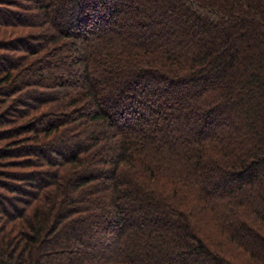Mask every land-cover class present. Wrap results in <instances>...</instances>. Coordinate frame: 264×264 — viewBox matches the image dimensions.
Wrapping results in <instances>:
<instances>
[{"label": "trees", "instance_id": "trees-1", "mask_svg": "<svg viewBox=\"0 0 264 264\" xmlns=\"http://www.w3.org/2000/svg\"><path fill=\"white\" fill-rule=\"evenodd\" d=\"M0 264H264V0H0Z\"/></svg>", "mask_w": 264, "mask_h": 264}]
</instances>
